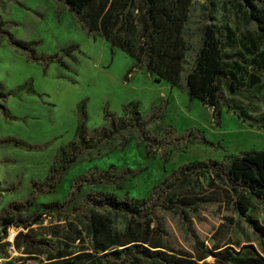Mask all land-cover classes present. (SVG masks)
<instances>
[{"label": "trees", "instance_id": "1", "mask_svg": "<svg viewBox=\"0 0 264 264\" xmlns=\"http://www.w3.org/2000/svg\"><path fill=\"white\" fill-rule=\"evenodd\" d=\"M59 1L74 13L88 33L101 34L111 47H118L133 58L132 68L144 67L154 79H163L171 87L184 88L190 100L198 99L203 105L212 107L215 121L220 120L221 109L226 107L244 123L264 129V116L254 118L236 100H222L221 93L223 79L231 91H240L245 85L243 77L247 70L238 57L250 63L255 72L264 69V44L260 47L254 37L246 43L238 38L233 27L216 24L210 14V21L202 25V40L182 85L185 57L189 51L185 24L192 0ZM241 2L247 9V18L256 22L258 36L264 40V0ZM4 22L0 19V24ZM3 30L6 31V27L0 26V31ZM9 39L13 40V37ZM77 46L70 45L64 54L70 56ZM27 58L42 60L46 62L45 66L48 62L66 65L63 54L43 58L30 54ZM257 82L253 73L248 84ZM20 91L38 94L32 80L9 91L0 82L3 101ZM167 103V99L161 101L163 106L152 107L149 113L143 114L140 102L132 100L122 105L118 115L105 109L104 122L89 128L87 99L80 100L76 104L77 121L72 137L57 145L43 179L33 181L35 189L53 190L73 163L123 150L132 138L143 145L150 158L162 148L161 158L165 163L170 158L169 150L178 148V143L185 140L184 135L176 136L173 127L164 121ZM3 114L14 118L4 106ZM150 131L157 136H150ZM158 133H164V139L170 136L172 143H162L163 138L159 139ZM185 141L189 143L194 138L189 134ZM0 144L35 152L50 143L30 144L6 136ZM113 168L117 169L113 163L104 170L89 167L86 172L73 177L64 201L44 205L46 212L64 213L68 209L64 214L65 223L52 232L51 237H38L31 228L40 222L42 213L29 214L27 208L22 207L18 209L20 212L11 211L0 217V231L5 236L11 225L28 229L26 232L19 230L12 245L28 256L38 257L36 264H264V255L252 244L241 245L230 238V230L235 225L231 216L218 217L207 213L205 208L215 202L233 204L251 229L264 239V225L249 212L253 202L264 205V148L230 153L221 160L183 162L141 197L132 196L128 191L118 196L99 189L109 184L123 188L125 179L140 172L122 167L116 173ZM84 188L89 189L79 198ZM205 214L214 217L216 223L209 222ZM169 216L176 217L177 229L190 241L189 249L174 246L170 241ZM202 221H208L209 227L203 229ZM62 228L63 235L59 234ZM200 230L210 237L211 244H206ZM10 244L9 241L0 243V255L7 252L6 247ZM209 256L214 261L209 262Z\"/></svg>", "mask_w": 264, "mask_h": 264}, {"label": "rangeland", "instance_id": "2", "mask_svg": "<svg viewBox=\"0 0 264 264\" xmlns=\"http://www.w3.org/2000/svg\"><path fill=\"white\" fill-rule=\"evenodd\" d=\"M210 14L216 24L233 27L238 38L246 43L254 37L260 47L264 44V40L258 36L256 22L247 18V9L241 0H192L185 24L189 51L185 57L182 85L185 83L184 74L193 63L200 46L202 25L210 21ZM0 19L5 20L0 26L6 27V31H0V82L9 91L32 80L33 88L38 93L20 91L8 96L5 101L0 96V140L13 136L30 144L50 143L45 149L35 152L0 144V217L11 211L20 212L18 209L21 207L27 208L29 214L42 213L40 222L31 226L38 237H51L52 232H56L65 223L64 214L68 212V209L64 213L46 212L44 205L64 201L73 177L86 172L91 166L104 170L113 163L117 169L112 170L116 173L122 167L139 169V174L124 180L123 188L109 184L99 189L111 191L118 196L128 191L132 196L141 197L183 162L210 158L221 160L230 153L264 148L263 128L251 127L226 107L221 109L220 120L215 121L212 107L203 105L198 99L190 100L184 88L171 87L163 79H154L144 67L132 68L133 58L118 47H111L101 34L88 33L74 13L59 0H0ZM10 36L13 40L9 39ZM72 44H77V48L70 56L64 54ZM30 54L40 58L63 54L66 65L48 62L45 66L46 62L42 60L27 58ZM246 57L249 58L248 55ZM238 59L247 70L243 77L245 85L240 91H231L223 79L222 100H236L254 118L264 116V69L255 72L250 63L247 64L241 57ZM253 73L258 82L249 85ZM82 99H87L89 128L104 122L105 109L118 115L122 105L134 100L140 102V110L147 114L152 107L163 106L161 101L167 99L164 121L173 127L176 136L184 135L183 139L186 140L191 134L194 141L186 143L184 140L178 143V148H171L170 158L164 163L161 158L164 152L162 148L157 149L155 156L150 158L143 145L132 138L123 150H114L101 157L73 163L53 190L47 192L42 188L35 189L33 181L40 182L43 179L57 145L72 137L77 121L76 104ZM3 106L14 118H7L3 114ZM159 134V139L163 138L164 133ZM154 135L157 136L150 131V136ZM169 138L161 139L162 143H172ZM88 189L84 188L79 198ZM29 202L33 204L29 206ZM205 208L208 209L207 213L218 217L231 216L235 225L230 230V238L241 245L252 244L264 255V239L251 229L233 204L215 202ZM249 212L264 225L263 204L253 202ZM205 215L209 222L216 223L214 217ZM175 219V216L167 218L170 241L174 246L189 249L190 241L177 229ZM202 222L203 229L209 227L208 221ZM19 230L26 232L28 229L11 225L5 236L0 231V243H11L6 247L7 252L0 255V264L38 262V257L28 256L12 245ZM63 232V228L59 230V234ZM200 233L207 245L212 243L210 237L205 236L204 230H200ZM207 260L212 262L214 258L209 256Z\"/></svg>", "mask_w": 264, "mask_h": 264}, {"label": "built area", "instance_id": "3", "mask_svg": "<svg viewBox=\"0 0 264 264\" xmlns=\"http://www.w3.org/2000/svg\"><path fill=\"white\" fill-rule=\"evenodd\" d=\"M9 239H11L12 240V238L10 237Z\"/></svg>", "mask_w": 264, "mask_h": 264}]
</instances>
